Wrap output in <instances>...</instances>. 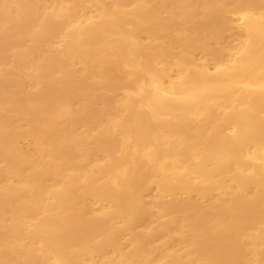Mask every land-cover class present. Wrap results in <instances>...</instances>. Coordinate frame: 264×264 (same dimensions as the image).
<instances>
[{"label":"bare ground","instance_id":"1","mask_svg":"<svg viewBox=\"0 0 264 264\" xmlns=\"http://www.w3.org/2000/svg\"><path fill=\"white\" fill-rule=\"evenodd\" d=\"M0 264H264V0H0Z\"/></svg>","mask_w":264,"mask_h":264},{"label":"rangeland","instance_id":"2","mask_svg":"<svg viewBox=\"0 0 264 264\" xmlns=\"http://www.w3.org/2000/svg\"><path fill=\"white\" fill-rule=\"evenodd\" d=\"M231 38H232V37L229 36V34H227V35L225 36L223 42H225V44H227V43L231 40ZM196 56H197V58H200V57H201V54H200V53H197ZM28 144L30 145V148H31V150H32V149H33V146H31L32 143L28 142Z\"/></svg>","mask_w":264,"mask_h":264}]
</instances>
